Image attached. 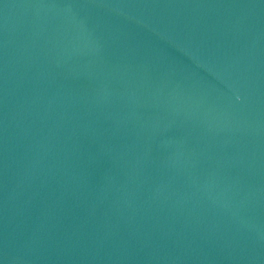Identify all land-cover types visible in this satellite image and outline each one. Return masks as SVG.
Here are the masks:
<instances>
[{"label": "water", "instance_id": "obj_1", "mask_svg": "<svg viewBox=\"0 0 264 264\" xmlns=\"http://www.w3.org/2000/svg\"><path fill=\"white\" fill-rule=\"evenodd\" d=\"M0 264H264V0H0Z\"/></svg>", "mask_w": 264, "mask_h": 264}]
</instances>
